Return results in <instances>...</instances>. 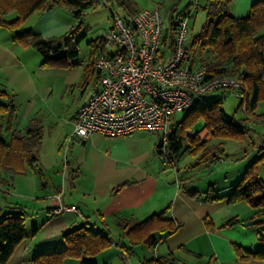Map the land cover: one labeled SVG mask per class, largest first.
<instances>
[{
	"label": "crops",
	"instance_id": "0c3cea01",
	"mask_svg": "<svg viewBox=\"0 0 264 264\" xmlns=\"http://www.w3.org/2000/svg\"><path fill=\"white\" fill-rule=\"evenodd\" d=\"M255 1L233 0L232 13L236 18L244 17ZM206 2L147 0L150 7L135 10L159 6L167 26L170 8L176 6L177 12L187 6L192 14L189 23L195 26L198 21L197 33L205 20ZM9 15L14 17L15 13L6 17ZM71 26L61 8L52 7L34 12L21 28L49 37L66 32ZM81 73V66L44 65L39 51L21 46L12 31L0 27V139L7 142L12 133L22 132L32 119H38L42 126L38 167L24 162L19 173H0L6 180L0 185L5 191L0 192V216L23 215L27 231L5 264H32L40 253L64 249V233L84 224L112 240L109 248L95 256L97 264H122L120 260L125 258L134 264L133 260L141 262L158 256H169L174 264H264V207H252L244 201L230 203L225 198L210 200L204 194L215 184H223L220 189L227 193L226 187L234 184L259 155L257 144L249 137L232 144L234 160L248 153L239 162L229 161L220 144L224 160L204 163L209 170L223 173L224 180L218 181L213 174L208 178L198 176L204 168L202 164L193 166L196 156L179 166L174 157L180 150L166 154L162 149L158 153L160 136L147 130L71 138L78 108L96 87L85 97L73 98L75 103L69 99L66 91L81 80ZM83 85L80 83L79 91H83ZM176 124L172 121L170 125ZM198 124L191 130L203 133L205 128ZM225 181L228 183H222ZM58 204L74 205L78 213H52ZM149 217L154 218L138 234L142 241L133 245L123 235L120 220L142 221ZM230 217L241 221L225 225ZM122 244L132 246L129 255L121 251ZM235 247H241L249 257H241ZM64 264L79 261L67 258Z\"/></svg>",
	"mask_w": 264,
	"mask_h": 264
},
{
	"label": "trees",
	"instance_id": "16d2710c",
	"mask_svg": "<svg viewBox=\"0 0 264 264\" xmlns=\"http://www.w3.org/2000/svg\"><path fill=\"white\" fill-rule=\"evenodd\" d=\"M107 1L110 4L112 2V0ZM113 1L122 8L124 15L121 17L126 20L137 11L132 5V0ZM232 1L207 0L203 6L206 12L204 23L191 37L189 48L184 52V60L191 67L196 63L204 67L208 77L242 78L243 86L240 88L238 102L244 115L239 119L235 115L229 118L223 109L220 96L214 99L205 98L203 103L182 111L184 114L182 120L175 126L169 127L165 152L177 153L186 147L192 156H196L193 166L215 160L223 154V149L219 147V143L197 145L196 139L185 136L186 126L192 127L202 119V126L211 133L212 138L244 141L252 130V123H264V110L257 111L259 103L264 102V0L253 2L242 18H236L232 13L230 7ZM97 2L98 0H0V27L12 31L14 40L21 46H31L39 51L43 56L44 65L72 67L79 64L77 41L80 35L76 34L75 27L71 26L60 35L44 37L32 29H23L21 26L36 11H44L52 7H69L75 9V15H81ZM176 10V6L170 8L169 22ZM189 10L186 6L177 11L176 15L184 14ZM11 12H14L15 16L11 19L7 18L6 15ZM172 40L173 30L170 27V45ZM93 44V56H95L101 45H98L96 40ZM94 58L89 65L90 72L94 71ZM86 73L85 77H87ZM9 108L12 109V104ZM41 138L40 121L32 119L22 132L12 133L7 142L0 139V173L4 170L12 174L19 173L24 162L36 169ZM257 147L259 155L248 164L234 184L226 187L229 188L227 193L210 185L204 192L206 197L210 200L225 198L230 203L244 201L252 207H264V179L260 176V170L264 167V144L258 143ZM156 150L158 153L163 152L161 140L157 143ZM5 181L0 177L1 185ZM0 192L5 191L0 187ZM252 217L247 218L246 221H251ZM153 218L149 217L142 221L121 219L119 226L128 241L136 245L142 241L138 235L140 228L149 224ZM239 221L241 220L237 217H230L224 224H234ZM26 235L23 215L6 213L0 216V264L8 261L15 247ZM63 236L66 242L64 249L40 253L33 258L32 264H64L67 258H76L79 264H97L95 256L109 248L112 242L107 235L85 224L65 232ZM120 248L125 255H129L132 246L122 244ZM235 250L241 257H249L243 254L241 247H235ZM141 264L174 263L169 256H158L142 260Z\"/></svg>",
	"mask_w": 264,
	"mask_h": 264
},
{
	"label": "built area",
	"instance_id": "2783aa9c",
	"mask_svg": "<svg viewBox=\"0 0 264 264\" xmlns=\"http://www.w3.org/2000/svg\"><path fill=\"white\" fill-rule=\"evenodd\" d=\"M98 2L111 11L107 0ZM111 14L112 26L96 39L101 45L93 62L97 84L78 108L71 138L127 135L142 129L159 134L165 151L175 113L203 103L212 92L229 90L239 96L242 78L208 77L204 67L185 62L191 10L174 15L167 26L159 6L139 9L128 20ZM65 210L78 213L74 205L64 204L51 212Z\"/></svg>",
	"mask_w": 264,
	"mask_h": 264
},
{
	"label": "rangeland",
	"instance_id": "374dc122",
	"mask_svg": "<svg viewBox=\"0 0 264 264\" xmlns=\"http://www.w3.org/2000/svg\"><path fill=\"white\" fill-rule=\"evenodd\" d=\"M132 5L134 7H150L151 5H149L147 3V0H132ZM111 11L109 10V8H107L106 6H103L101 3L97 2L94 6H92L91 8L87 9L84 11V13H82L81 15H75V9L74 8H67V7H59L61 8L63 14L66 16V18L71 20V25L73 27H75L76 29V34L79 36L80 38L77 41V48L79 50L78 53V57L77 60L79 62L78 65L72 66V67H82V73H81V80L79 82L76 83L75 86L72 87V90H70L71 87H69V89L66 91V95L69 96L68 98H74L75 100H77L78 98L85 97L87 94H89L92 89L94 88V86L97 84V73L94 70L93 72H90L89 69V65L91 63V61H93L94 58V44L93 41H95L100 35L101 32L105 29H108L109 27L112 26V16L111 13H116L119 16H123L124 15V11L122 10V8L116 4H114V1L112 0L111 4ZM12 15H9L8 18H12ZM198 26V21L196 20L195 22V26H192V22L189 23V31H188V36H187V41H186V48H189L190 45V41H191V37L193 36V34L196 33V31L199 29L197 28ZM198 61V59H197ZM88 70V73H86ZM87 74V77L84 76V74ZM82 81V82H81ZM86 81V82H85ZM85 82V83H84ZM80 83H83L85 85H83L82 87H80V90L83 91H79V85ZM82 88V89H81ZM61 90V89H60ZM80 92H83L80 93ZM219 93H212L206 96L207 99H214L216 98V96H220V99L222 100V106L223 109L226 113V115L230 118L232 117V115H235V117L237 119L241 118L244 113H243V109L241 107H239V99L236 96L235 93L229 91V90H225V91H218ZM73 99L74 103L75 100ZM264 110V102H260L258 105V109L257 111H261ZM183 112H178L175 113V115L171 118L170 120V124L172 123V121H175L177 123H179L182 118H183ZM199 125H203V120H199L198 121ZM252 130L250 131L249 134V138L250 140L257 144L261 143L264 144V123H252ZM188 130L190 132H193L191 130V128L189 126H186L184 128V134L185 136H187L188 138H192V139H196V143L197 145H201L203 143L205 144H221V146L225 149V155L227 156V159L229 161L232 162H239L242 161L244 159V157L248 154L246 153L245 156H241L240 158H237V160H234V154L235 152L232 151L231 146L232 144H234L236 141L234 140H230V139H224V138H212L211 133H209L208 130H204L203 133H195L193 136L189 135ZM155 134L157 135L156 132H151V134ZM202 140V141H201ZM215 140V141H214ZM199 141H201V143H199ZM208 142V143H207ZM231 144V145H230ZM220 147V146H219ZM250 150V149H249ZM245 153V152H244ZM220 157H217L215 160L210 161L211 164H216V163H220L224 160L223 154L219 155ZM191 153L188 150V148L184 147L180 150L178 156L174 157L176 160V163L180 166H184L186 163H188L191 160ZM166 158V157H165ZM195 161V159H193V162ZM183 164H180L182 163ZM240 164V163H238ZM204 171L202 173H199L198 176L200 178H203V176H205L206 178H208L207 176L209 174H213V178L218 179V181H223V176L222 174H219L218 172H213L211 170H209L208 168V164H202ZM218 165V164H217ZM214 168V167H213ZM238 168V167H237ZM234 170L236 169V166H234L233 168ZM181 173H183L184 168L180 169ZM215 170V169H214ZM260 176L262 179H264V167H262ZM229 177H233V176H229ZM222 179V180H221ZM231 180V178H228ZM235 182L237 180H234ZM224 184H227L228 182H222ZM220 185V186H218ZM215 184V189H220L222 188L221 185L223 184ZM122 264H130L127 259H121L120 260ZM134 264H141V262H139L138 260H133Z\"/></svg>",
	"mask_w": 264,
	"mask_h": 264
}]
</instances>
